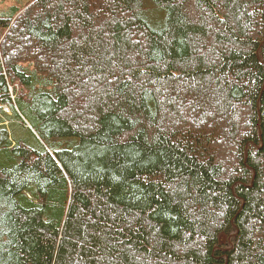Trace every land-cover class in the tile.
<instances>
[{"label":"trees","instance_id":"16d2710c","mask_svg":"<svg viewBox=\"0 0 264 264\" xmlns=\"http://www.w3.org/2000/svg\"><path fill=\"white\" fill-rule=\"evenodd\" d=\"M16 1L0 264H264V0Z\"/></svg>","mask_w":264,"mask_h":264},{"label":"rangeland","instance_id":"374dc122","mask_svg":"<svg viewBox=\"0 0 264 264\" xmlns=\"http://www.w3.org/2000/svg\"><path fill=\"white\" fill-rule=\"evenodd\" d=\"M16 2H17L16 0H0V7H3L4 4H8V5L16 4ZM16 92L17 90L15 88L9 87V94L12 100L15 99ZM4 98H6V96L0 97V116H3L4 119L6 120L5 124L8 126L7 129L9 130L10 135L12 136V138L15 136L27 135L28 134L27 129L33 130L30 123L26 120L24 116H22V119L25 120V124H20L19 123L20 120L14 116L13 110L7 104V102L3 100ZM33 132L35 131L33 130Z\"/></svg>","mask_w":264,"mask_h":264},{"label":"water","instance_id":"95a60500","mask_svg":"<svg viewBox=\"0 0 264 264\" xmlns=\"http://www.w3.org/2000/svg\"><path fill=\"white\" fill-rule=\"evenodd\" d=\"M34 1V0H33Z\"/></svg>","mask_w":264,"mask_h":264}]
</instances>
